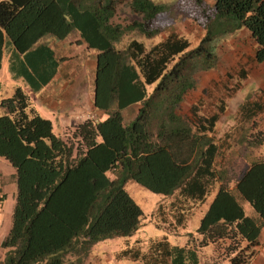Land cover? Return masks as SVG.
I'll list each match as a JSON object with an SVG mask.
<instances>
[{
    "label": "trees",
    "instance_id": "16d2710c",
    "mask_svg": "<svg viewBox=\"0 0 264 264\" xmlns=\"http://www.w3.org/2000/svg\"><path fill=\"white\" fill-rule=\"evenodd\" d=\"M193 2L205 23L191 49L176 33L149 48L135 39L117 47L128 36L153 39L166 28L161 19L170 8L153 0H129L140 20L126 25L115 21L119 0H0V69L4 52L29 55L45 37L73 36L96 52L93 105L104 115L56 135L21 88L0 101V160L14 169L16 184L0 264H87L106 240L133 236L145 217L128 182L170 200V229L189 227L208 204L195 225L197 239L188 233L184 246L154 240L144 251H121L118 259L203 264L210 249L214 264H250L264 226V155L253 152L262 148L264 133L241 134L235 143L244 164L221 166L228 151L216 137L223 109L211 115H198L196 106L187 116L179 111L198 74L218 66L226 37L246 31L253 62H264V0ZM262 111L264 102L248 98L238 115L253 130ZM234 192L256 219L245 216Z\"/></svg>",
    "mask_w": 264,
    "mask_h": 264
},
{
    "label": "rangeland",
    "instance_id": "374dc122",
    "mask_svg": "<svg viewBox=\"0 0 264 264\" xmlns=\"http://www.w3.org/2000/svg\"><path fill=\"white\" fill-rule=\"evenodd\" d=\"M128 1L129 0H119L117 6L118 14L115 20L116 23L126 25L133 20H140L138 16L130 13L127 6ZM153 1L157 4H164L170 8L171 14H165L161 19L162 25L166 26V28L159 36L153 39L137 37L136 35L128 36L124 38L117 47H125L130 40L135 39L143 43L146 48H149L160 42L161 39L166 38L170 33H176L184 36L190 42L191 49L195 48L204 34L203 26L205 18L200 8L195 5L193 0ZM52 39V37H45L44 40L51 43ZM69 40L75 42L73 36L69 37ZM253 52L254 44L246 31L242 30L226 37L218 47V66L214 70L198 74L196 88L186 95L179 111L182 115L187 116L190 114L191 107L196 106L198 115H211L216 113L220 107L223 109L216 126V137L218 143L224 144V148L228 149V151L223 158L220 159V164L221 166H230L234 169H237L241 164L243 165L245 159L244 153L239 151V147L235 143L238 141L237 138L245 132H255L254 129H250L251 122L244 121L238 115L239 106L248 98H250L251 101L257 99L254 93L249 94V92H254L252 88L250 89L249 84L252 80V76L258 69V65L252 60ZM14 74L15 73L11 70L9 57L4 53L2 68L0 70V101L11 97L17 87L22 88L25 93L29 92L24 79L18 78L17 76L15 77ZM244 94H246L245 97ZM241 99L243 100L242 102ZM227 114H229V116H227ZM1 115L2 113L0 110V116ZM39 115L45 119L49 118L44 113H39ZM262 121H264L262 117H256L255 126H261L260 123ZM243 128L244 130H242ZM55 131L54 128V133ZM99 140L100 139L97 138L94 140V143L99 142ZM263 150L264 148L262 147L258 150H253V152L256 155H263ZM247 151L250 152L251 149ZM5 164L9 166L7 163ZM125 187L134 201L140 206L145 219L139 231L133 236L111 239L113 245H116L115 258L121 251L127 248L140 247L141 250L144 251L151 241L160 240L162 238H167L172 245L180 246L182 244V239L178 237L181 236L182 229H170L171 220L167 212L170 200L150 193L133 182H128ZM234 194L238 203L243 208L245 216L256 219L257 215L253 208L242 200L236 192H234ZM211 198L212 197H210L208 201H211ZM14 206L15 200L8 197L1 212L4 220L2 231L6 234L11 228ZM197 224H189L190 226L188 229H192L194 225ZM256 256H254L251 264H264V252L259 254V257L256 258ZM202 258L203 264H214L216 259V257H212V254L209 255V253H205ZM114 264L134 263L114 259Z\"/></svg>",
    "mask_w": 264,
    "mask_h": 264
},
{
    "label": "crops",
    "instance_id": "0c3cea01",
    "mask_svg": "<svg viewBox=\"0 0 264 264\" xmlns=\"http://www.w3.org/2000/svg\"><path fill=\"white\" fill-rule=\"evenodd\" d=\"M44 39H41L34 46L29 55L12 56V51L4 52L9 57L11 70L15 73L14 76L24 79L29 91L26 94L30 97L34 109L50 118L46 119L52 122L53 131L55 128L56 135L64 134L68 129L76 128L90 117L102 120L104 115L96 111L93 105L96 52L86 50V47L78 43L75 38V42H72L69 38L61 41L53 38L51 43L46 42ZM257 65L258 69L252 76L253 81L251 80L249 84L250 89L252 88L254 92H249V94L254 93L257 97L256 101L262 103L264 102V62ZM25 75H27V79L24 77ZM245 96L246 94H244ZM258 116L264 119V111L258 112L255 119ZM263 122L260 123L261 126H255V132L261 131L264 133ZM262 147L264 148V144ZM5 163L7 162L0 160V245L8 234L2 231L4 220L1 212L8 197L15 200L16 195L14 169L8 163L9 166ZM207 204L208 202L197 209L198 211L195 212L187 224H197ZM195 231V225L192 229H188V227L182 229L181 236L178 237L182 239L180 246L190 243V239L187 237L188 233L193 234L197 239ZM115 250L116 245H113L111 240H106L97 250L93 251L87 264H114V259L118 260L117 257L115 258ZM211 251L206 249L204 253L211 255ZM263 252L264 226L260 234V245L256 252L257 256L255 255L256 258Z\"/></svg>",
    "mask_w": 264,
    "mask_h": 264
}]
</instances>
